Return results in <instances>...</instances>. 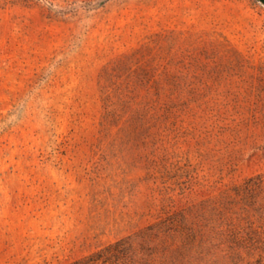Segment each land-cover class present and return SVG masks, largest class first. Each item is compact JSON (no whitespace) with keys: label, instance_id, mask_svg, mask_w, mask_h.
<instances>
[{"label":"rangeland","instance_id":"1","mask_svg":"<svg viewBox=\"0 0 264 264\" xmlns=\"http://www.w3.org/2000/svg\"><path fill=\"white\" fill-rule=\"evenodd\" d=\"M260 174L261 0H0V264H264Z\"/></svg>","mask_w":264,"mask_h":264},{"label":"trees","instance_id":"2","mask_svg":"<svg viewBox=\"0 0 264 264\" xmlns=\"http://www.w3.org/2000/svg\"><path fill=\"white\" fill-rule=\"evenodd\" d=\"M247 183L248 188L259 187L263 189L264 175L260 174L256 177H252ZM133 244L132 236L124 237L69 264H129L133 255Z\"/></svg>","mask_w":264,"mask_h":264},{"label":"water","instance_id":"3","mask_svg":"<svg viewBox=\"0 0 264 264\" xmlns=\"http://www.w3.org/2000/svg\"><path fill=\"white\" fill-rule=\"evenodd\" d=\"M264 3V0H261Z\"/></svg>","mask_w":264,"mask_h":264}]
</instances>
